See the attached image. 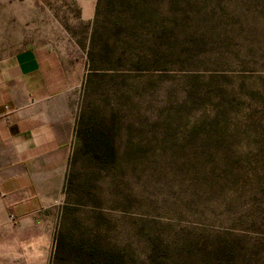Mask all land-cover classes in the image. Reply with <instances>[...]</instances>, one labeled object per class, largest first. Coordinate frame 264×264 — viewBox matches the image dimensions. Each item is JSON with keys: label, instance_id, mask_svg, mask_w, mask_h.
Returning <instances> with one entry per match:
<instances>
[{"label": "rangeland", "instance_id": "1", "mask_svg": "<svg viewBox=\"0 0 264 264\" xmlns=\"http://www.w3.org/2000/svg\"><path fill=\"white\" fill-rule=\"evenodd\" d=\"M75 14L42 1L38 35L86 56ZM93 27L74 108L114 152L73 136L45 264H264V0H101Z\"/></svg>", "mask_w": 264, "mask_h": 264}, {"label": "crops", "instance_id": "2", "mask_svg": "<svg viewBox=\"0 0 264 264\" xmlns=\"http://www.w3.org/2000/svg\"><path fill=\"white\" fill-rule=\"evenodd\" d=\"M42 1L0 0V264L47 260L86 73L75 41L38 35ZM66 1L91 24L96 0Z\"/></svg>", "mask_w": 264, "mask_h": 264}, {"label": "trees", "instance_id": "3", "mask_svg": "<svg viewBox=\"0 0 264 264\" xmlns=\"http://www.w3.org/2000/svg\"><path fill=\"white\" fill-rule=\"evenodd\" d=\"M101 0H96V9L95 14L91 22V31L88 36V44L86 47V73L84 74V79L82 86L85 85V81L87 77L91 73H95L98 71V67L95 65V57L98 55H102V52H99V50L96 49L98 45V41L101 38L100 34H98L93 27L95 20L97 18V14L99 12V2ZM103 49L108 47L107 40L104 41ZM74 137L77 141V147L82 150H89L92 153L95 154L98 161H103L101 159L102 155L105 153H113V145L112 141L109 137V134L106 132H103L101 129L93 128L91 125H86L83 122V111L80 112L76 118L75 122V129H74ZM73 160V157L71 154L68 158V165L66 174L64 177V183H63V191L64 195L67 194V192L70 190L71 186V179L72 174L70 172V166L71 162ZM63 240V235L60 233V230H56L55 238H54V251H58L61 247V243Z\"/></svg>", "mask_w": 264, "mask_h": 264}]
</instances>
